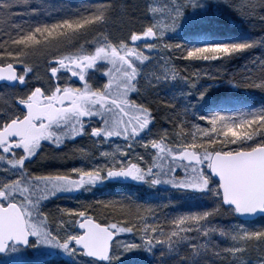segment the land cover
Masks as SVG:
<instances>
[{"label": "snow or ice", "instance_id": "6c2138e0", "mask_svg": "<svg viewBox=\"0 0 264 264\" xmlns=\"http://www.w3.org/2000/svg\"><path fill=\"white\" fill-rule=\"evenodd\" d=\"M226 2L246 17L259 16L264 26V0ZM16 7L0 0V11ZM222 7L210 0H108L52 22L0 29V253H11V264H25L29 247L38 257L67 253L81 264H151L144 252L152 253L156 264H264V222L245 226L256 218L264 221V105L226 106L190 118L191 105L159 94L163 85L182 81L188 91L179 95L195 91L203 97L207 89H197L199 78L215 80L221 73L236 86L264 92V55L258 64L249 60L252 67L245 65V73L229 75L226 68L229 61L264 49V33L233 37L213 28V10ZM30 12L38 15L37 8ZM117 12L128 19L126 30L114 36L107 26ZM9 19L0 16V23ZM182 24L197 43H164ZM141 46L157 55L150 57ZM158 49L171 53L161 57ZM35 55L45 57L46 72L30 63ZM181 59L189 62L183 69ZM196 64L201 65L193 73L197 79L181 74ZM149 66L154 71H146ZM97 73L103 75L97 79ZM161 112L170 128L159 126ZM85 137L95 154L75 146L73 155L85 158L87 169L72 167L63 174L33 169L37 158H45L42 142H48L50 158L66 159L60 149ZM120 140L112 151L100 150ZM119 179L139 187L167 185L207 197L214 206L170 217L157 212V205L146 217L125 197L107 205L122 210L115 222L111 215L94 214L102 202L46 209L58 193ZM224 214L237 222L251 219L214 223ZM118 233L138 235L140 243H121Z\"/></svg>", "mask_w": 264, "mask_h": 264}, {"label": "rangeland", "instance_id": "374dc122", "mask_svg": "<svg viewBox=\"0 0 264 264\" xmlns=\"http://www.w3.org/2000/svg\"><path fill=\"white\" fill-rule=\"evenodd\" d=\"M108 0H12L14 5L18 7L14 8L11 13L6 11H0V16L2 17H10L7 23H0V29L7 31L8 24H15L17 22L23 21H42V22H52L54 19L60 18L64 16L68 12L81 10L84 8L90 7L95 4L106 3ZM129 4L132 3V0H128ZM212 4H223L222 8H214V22L212 24L213 28L218 29L223 34L228 36L235 37L230 31L234 29V27L247 26L252 28L254 26L253 21L258 20L259 16L250 17L249 20L243 19L241 23L240 21L234 19L232 17L233 13L239 11L238 8L228 6L226 0H210ZM240 3H243V0H239ZM116 3L119 4L120 0H116ZM31 8L38 9V15L32 14L30 12ZM264 15V13H261ZM247 18V17H245ZM128 17L122 16L119 12L113 17L110 24L107 26V31L111 32L114 36L119 35L122 30H126V21ZM243 24V25H242ZM264 27V26H263ZM264 29V28H263ZM264 33V30L261 34ZM92 37L88 39L91 40ZM167 41L164 43H184V44H192L197 43L188 33L185 26L182 24L179 29L175 32H170L168 34ZM151 42V38H149ZM141 50L145 51L150 57H155L157 52H148L143 49L141 46ZM260 51L259 54L264 52V49L257 48L253 53ZM159 55L161 57H166L169 53H171V49L165 51H160ZM67 54V53H65ZM174 56L176 54H173ZM251 55V53H249ZM254 56V57H261ZM252 59H257V58ZM51 57H47V60H50ZM259 62V60H257ZM257 62V63H258ZM30 63L33 64L37 71L41 74L43 73V66L46 64L45 57L41 55H35L30 57ZM189 62L181 59L178 67L183 69L186 64ZM201 67V65L196 64L194 66H190L187 72H182V75H188L191 79H197L193 75L196 68ZM211 70V69H210ZM146 71L151 72L154 69L149 66ZM223 77L225 79V83L223 86L219 83V79ZM201 81L196 86L197 89H207L205 95L200 97L195 94V91L192 92L189 96L179 95V93L187 92L188 85L182 81H173L170 84L163 85L159 94L164 98L174 99L179 105H191L189 108V112L191 113L190 118H195L196 116L207 115L212 111L221 110L226 106H231L236 110H244L248 106L256 107L253 103L255 99L254 92L251 90L240 89L238 86L232 84L226 75L220 74L215 77V80H210L209 77L203 76L199 78ZM214 84L213 88L210 87ZM210 87V88H208ZM222 89L220 93L215 92V89ZM210 91V94L207 93ZM215 93V96L213 92ZM264 93V92H263ZM209 94V95H208ZM162 116V114H160ZM159 126L170 128L171 125L163 119H161ZM202 126H208L207 122H203ZM194 134H196L197 130H192ZM140 152H143V149L140 148ZM80 165L79 167H82ZM88 166V165H87ZM107 184V187L103 188ZM104 186L97 185V187H91L88 191H80L77 190L71 194L69 193H58L55 197L49 198L46 202V209L54 211L57 207L60 208H76L80 204H94L97 202H102V206L97 209L96 213L103 218L104 216H109L113 218L111 222H115V218H122L120 215V209L116 208L115 210L112 207H108L109 203L115 204L117 201H122L124 196H127L130 200H138L143 204H152V208H156L157 205H161L160 208H157V212H164L170 217L179 216L181 214H186L188 212H196L206 210L208 208L213 207L212 201L207 197H199L198 195H194L191 193L185 194L181 193L175 189H172L167 185H160L155 187H149L148 185H144L143 187L137 186V182L133 181H125L120 183H113L107 181L104 183ZM103 188V189H102ZM113 210V211H112ZM144 216H150L151 213L149 211L142 212ZM243 222V221H239ZM235 221L232 217L227 214L214 217V223H218L223 226H231L235 223H239ZM151 223V221H150ZM262 221L256 220L253 224H246V227H257ZM118 237L121 243H140V238L138 235H134L132 233H118ZM43 247V246H38ZM31 248V254L33 255L34 260L43 259L44 261L48 260L51 257L44 258L43 256L38 257L35 249ZM142 251V250H139ZM144 256L151 262V264H156L155 257L152 253L144 252ZM31 255V256H32ZM35 255V256H34ZM57 257L64 258L67 260L68 264H81V261L78 257L61 253L56 255ZM24 260L26 259V255L23 253ZM159 257L157 256V259ZM13 256L11 253H7L2 260H0V264H11ZM86 259V258H85ZM123 260V257H121ZM118 264V262H117Z\"/></svg>", "mask_w": 264, "mask_h": 264}, {"label": "trees", "instance_id": "16d2710c", "mask_svg": "<svg viewBox=\"0 0 264 264\" xmlns=\"http://www.w3.org/2000/svg\"><path fill=\"white\" fill-rule=\"evenodd\" d=\"M232 17H234V19L240 21V23L244 20V19H247L249 20L250 17H247L245 18L246 16L242 15L240 11L236 12V13H233L232 14ZM244 17V19H243ZM245 21V20H244ZM254 23V26L252 28L250 27H247V26H239V27H234L233 30H231L230 32L232 34L235 35V37H241V36H248V35H251L255 38H259V36L261 35V32L264 30L263 26L260 24V21L258 20H254L253 21ZM243 25V24H242ZM231 36V35H230ZM257 51V50H256ZM254 52V51H253ZM251 52V55H249V53L247 54L248 56L245 57V58H236L234 60H231L228 62V64L226 65V68H227V72L229 73V75H232L233 73H245L246 72V68H245V65H247V68L248 69H251V64L249 63V60H251L254 56H260L261 54H259L260 51H257L255 53ZM262 54H264V52L262 51ZM262 56V55H261ZM254 58H258V57H254ZM258 60V59H257ZM258 62V61H257ZM259 63V62H258ZM257 63V64H258ZM223 75V73H221ZM227 76V75H226ZM225 79H223V77H221L219 79V83L223 86V84L225 83L224 82ZM214 84H212L210 87L213 88ZM208 87V88H210ZM239 87V86H238ZM240 89H246V90H251L252 92H254V96H255V99L253 100V103L255 104L256 107H259L261 105H264V93L261 92L260 90L258 89H251V88H245V87H239ZM222 89V87H220V89H215V92H218V94L220 93V90ZM214 96H215V93L214 91H212ZM210 94V91L207 92ZM208 94V95H209ZM162 116L160 118V121L161 119H163V112H161ZM159 121V123H160ZM125 198V197H123ZM128 198V197H127ZM129 199V198H128ZM130 200V199H129ZM133 201L136 205H139L141 206V212H145V211H148L146 209V207L139 201H134V200H131ZM124 203L125 205H127L128 201L124 200ZM119 209V208H118ZM113 211V210H112ZM122 210L120 209L119 212H121ZM124 211H126V209H124ZM261 220V218H259ZM257 219V220H259ZM262 221V220H261ZM264 222V221H262ZM24 254L26 255V259H25V264H35V262L37 260H34L33 259V255L31 254V248H27L26 251L24 252ZM32 255V256H31ZM35 256V255H34ZM4 258V256H0V260H2ZM67 260H64V258H60V257H57V256H53L51 258H49L48 260L44 261V264H68V262H66Z\"/></svg>", "mask_w": 264, "mask_h": 264}, {"label": "flooded vegetation", "instance_id": "af4514ba", "mask_svg": "<svg viewBox=\"0 0 264 264\" xmlns=\"http://www.w3.org/2000/svg\"><path fill=\"white\" fill-rule=\"evenodd\" d=\"M51 60V59H50ZM17 67H19L17 65ZM47 71V64L43 66V73ZM97 79H99L103 73H97ZM2 84V83H0ZM4 89L0 87V91H3ZM0 103H3L2 100H0ZM45 143V158L40 159L37 158L38 163H34L32 165L33 169L37 171V173L41 174H48L51 172L52 174H58L57 170H59V174H63L66 169H70L72 167H79L80 165H83L82 167H85L87 169L88 162L85 158L81 157L79 153H76L73 155V150L75 146L87 148L90 151L95 154V149L93 148L92 142L88 140V138H77L74 143H68L65 147H62L60 149L61 153H67V158L66 159H52L50 158L51 155V149L48 147V142H42ZM116 143H122V140L120 141H115L111 145H104L100 150L103 151L107 149L108 151H112L115 148ZM136 151L140 152V148L138 147ZM97 160H99V157L97 156ZM129 180H124V179H119V180H112L110 182L113 183H120V182H125ZM107 181H104L100 184L97 185H102L104 186V183ZM97 185H94L92 187H97ZM107 187V184L103 188ZM102 188V189H103Z\"/></svg>", "mask_w": 264, "mask_h": 264}, {"label": "water", "instance_id": "95a60500", "mask_svg": "<svg viewBox=\"0 0 264 264\" xmlns=\"http://www.w3.org/2000/svg\"><path fill=\"white\" fill-rule=\"evenodd\" d=\"M0 83H3V82H0ZM251 218H249V217H243L242 219H241V221H247V220H250ZM257 219V218H256ZM6 253H0V256H3V255H5Z\"/></svg>", "mask_w": 264, "mask_h": 264}, {"label": "bare ground", "instance_id": "6f19581e", "mask_svg": "<svg viewBox=\"0 0 264 264\" xmlns=\"http://www.w3.org/2000/svg\"><path fill=\"white\" fill-rule=\"evenodd\" d=\"M124 197H127V196H124ZM136 201V200H135ZM138 201V200H137ZM142 203V202H141ZM143 204V203H142ZM145 207H146V209L148 210L149 208H152V204L150 203V204H143Z\"/></svg>", "mask_w": 264, "mask_h": 264}]
</instances>
